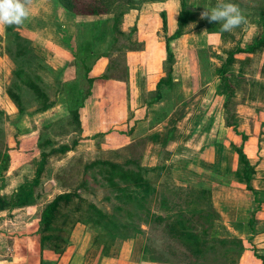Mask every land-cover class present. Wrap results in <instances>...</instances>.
Masks as SVG:
<instances>
[{
	"label": "rangeland",
	"instance_id": "374dc122",
	"mask_svg": "<svg viewBox=\"0 0 264 264\" xmlns=\"http://www.w3.org/2000/svg\"><path fill=\"white\" fill-rule=\"evenodd\" d=\"M166 1L32 0L28 5L29 16L24 23L0 25V191L5 190L7 184L12 187H8L10 191L23 185V189L33 195L29 209H36L35 213H39L41 208L43 210L56 195L77 192L83 200V210L88 212L83 220L73 227L67 226L66 217L69 218L74 208L66 207L64 203L57 206L54 217L60 227H64L67 242L82 247L98 242L104 245L119 244L124 240V235L134 238L140 234L136 236L138 244H143L159 264H193L192 260L204 264L250 263L253 261L246 258L249 254L245 242L240 253H217L220 246L217 237L234 235L230 228L234 221L227 214L229 210H237L235 202L240 199L231 195V189L226 187L235 185L229 187L239 189L237 186H241L239 190H247L243 181L235 176L239 167L236 146L241 142V137L235 132V126L226 125L222 103H210L207 96L201 97L204 81L216 80L217 77H193L189 74L191 66H204L213 70L217 63L224 64L228 55L226 47L231 45L241 49L237 43L241 42L239 39L245 25L226 32L227 37L223 41L227 42L222 44L223 51L218 54L221 58L217 60L210 59L217 56L211 45L189 48L190 43L184 36L173 41L172 45L170 43L173 83L171 86L165 84L163 91L156 92L158 80L166 77L170 65L166 62L167 35L163 29V17L166 21L170 19L171 27L173 16L181 8V0H169L166 8L172 14L168 13L161 3ZM184 1L192 10L196 9L195 14L198 13L194 16L196 21L188 24L189 30L185 33L191 37H201L195 23L203 20L200 16L204 8L214 7L217 0ZM231 2L239 6L247 23L259 20L257 9L254 8H258L257 1ZM91 9L100 10V14L87 15L86 11ZM92 21L101 23L95 26ZM97 35L104 37L102 41L92 40ZM115 45L122 46L117 51L114 50ZM87 47L91 50V57L86 60L88 65L92 64L90 75L107 71L110 77L98 81V84L106 87H102V91L101 87L97 88L94 94L97 99L87 108L89 114L94 110L90 116L96 123L85 122L88 114L84 112L86 109H81L77 123L68 109L70 103L64 102L66 95L63 89L67 82L76 80L86 91V76L74 58L78 53L85 55ZM106 48H110L113 54L100 56V52ZM164 55L166 58L160 61ZM241 60L242 64L234 61L236 67L252 69L261 59L256 55L252 60L251 56L241 52ZM27 77H34L31 82L33 85L24 82ZM252 85L253 97L262 102L264 92L259 82L255 80ZM158 92L159 99L148 106L149 110L142 122L135 123L130 130L127 129L129 124L119 122V119H124L121 107L127 114L137 103L154 100ZM237 100L241 99L234 98V102ZM115 104L116 109L113 110L112 105ZM236 104H241L235 111L238 117L241 116L240 122L236 124L240 129H236L241 131L245 127L248 131L257 132L259 118L249 113L254 114L258 109L249 108L248 103H234L233 109ZM94 113L98 117H94ZM243 116L251 119L245 123ZM163 118L166 120L164 124L155 126L153 132L147 131L149 126L159 123ZM124 127L128 133L126 137H121L117 131ZM106 129H109L106 133L100 132ZM88 131V135H85ZM189 131L193 132L186 139ZM157 132L167 135L162 148L154 147L151 145L154 141L149 140L152 134H159ZM63 145H68L69 150L63 153L56 151ZM201 145L206 155L203 162L198 158V153L200 155L202 151L197 147ZM261 145L264 150V137ZM157 149H160L159 165L155 170L150 168L147 174L157 191L144 207L134 203V198L127 195L129 191L126 188L118 189L111 184L106 177L104 164L88 166L100 159L136 169L139 162L149 164L155 161ZM250 150L244 141L243 151L253 155L249 153ZM247 157L257 165L254 186L259 191V197H262L264 155ZM165 159L168 163H164ZM37 169L40 174L35 184ZM197 170L200 172L197 173ZM114 180L119 181L117 176ZM216 183L223 185L226 190L221 188L219 193L218 187H214ZM200 187L214 190V193L211 192V201L219 214V219H215L218 232H213L215 228L212 223L207 227V245L211 249L204 258L194 259L180 240L170 235L166 222L170 214L184 212L197 231L202 229V224H209L202 216L204 213L192 211L197 208V204L189 202L195 196L190 189ZM247 191L246 194L252 198L253 193ZM69 198L72 199L70 202L76 201L74 193ZM162 198L166 199L167 205H162ZM203 209H207L206 206ZM154 216L166 219L157 220ZM111 220L116 221L117 226L113 227ZM138 229L141 233H135ZM212 248H217L216 253Z\"/></svg>",
	"mask_w": 264,
	"mask_h": 264
},
{
	"label": "crops",
	"instance_id": "0c3cea01",
	"mask_svg": "<svg viewBox=\"0 0 264 264\" xmlns=\"http://www.w3.org/2000/svg\"><path fill=\"white\" fill-rule=\"evenodd\" d=\"M161 3L164 4L163 8L167 10L166 7L169 4V0ZM170 12L171 11H169L168 13ZM177 16L178 10L173 16L174 18L172 19L171 27L170 19L166 21L167 25L165 32L167 36L171 35L177 28ZM243 28V33H241L239 39L241 40V42L237 43L239 44L238 46L241 49L236 52L238 48H236L235 46L230 45L229 47H226L228 48L226 49V52L228 54L232 51L234 52L232 60L233 64L231 66V77H233L232 83L235 87V94L232 101L234 102V98L237 97L241 100H237L234 103H248L249 108L258 109L255 110L254 114L253 112L249 113L250 115H255V117L257 116L259 118V122H257V132H251V130L248 131L245 127H242L241 131H237L244 133L247 138L246 143L251 148L249 153L253 154L247 155V153H245L247 156L264 155L263 146L261 145L264 137V98L261 99L262 102H260L259 99H255L253 97V94L251 92V88L253 86L252 84H254L255 80L259 82V86L264 92V45L255 48L254 50H247L264 36V27L260 20L255 19V21H250ZM196 31L200 32L201 37H191L188 35V33H183V35H181L180 37L172 39V41L170 42L171 45L173 41H177L179 40V38L182 39V37L184 36L187 37L186 40L190 43L189 48H205L211 45V47L215 49V53L217 56L215 58L211 57L210 59L217 60L216 58H221L218 56V54H221V51H223L222 44L227 42L223 41L224 39H226L227 35H224L223 37L219 32H209L207 31L205 26L196 28ZM199 45L201 46L199 47ZM233 47H235V49H232ZM241 52H243L247 56H251L252 60L256 55H259L261 60L256 65V67L254 65L252 69L236 67V62L234 61L237 60L238 64H242ZM165 58L166 55H164L160 59V61L164 60ZM222 65L223 64L221 63H217V67H215L213 70L211 68L206 69L204 66H191L189 69V74L193 77H199L200 75H211L217 77L216 80H205V84L201 87V97H203V95L207 96L210 103H223L226 98L224 95L217 94V88L220 82L218 73ZM98 75L92 76L96 77ZM161 76L162 74L160 75V77ZM97 87H101L102 91V87L105 88L106 86L97 84ZM96 90L90 97V101L88 103H85V106L81 108L86 109V111H84L85 114L88 111L87 108L90 107L88 105L92 104V102L97 99L95 98L96 96H94ZM240 94L242 96H240ZM240 105L241 104H236L232 111L233 114L231 115V121L235 124H238L240 122L241 116L238 117V113L235 112L236 108ZM112 108L113 110H115L116 104L112 105ZM259 109H262L263 112ZM120 110L121 114L124 116V119H119V122H123L125 123V125L129 124V127L127 129L130 130L135 123H140L143 121L149 108L147 103H137L132 110L127 111V114L126 112L124 113L123 107H121ZM93 111L91 113H93ZM88 114L87 116H85V122L96 123V121H93V118H91L90 114ZM94 117H98V115L95 114ZM242 118L245 123L248 121V119H251V117L245 119L244 116ZM164 121L166 120H164L163 118L159 123H155L154 125L149 126V130L147 131H152L155 126L164 124ZM236 128L239 127L236 126ZM127 129L126 127L120 128V131H117V133L121 137H126L128 133L126 132ZM108 130H101L100 132L106 133ZM166 130L167 128L164 130V132ZM190 132L192 133L193 131L187 132L189 135L186 139H188V137L190 136ZM88 133L89 131L84 134L88 135ZM170 135L171 133L169 132L168 136ZM165 137H167L166 133L152 134L149 137V140L154 141L153 143H151V145L153 144L154 147L159 146V148H162L164 146L162 142ZM202 146L203 145L197 147V149L202 151H200V155L198 153V158L203 162V158L206 155H204ZM159 150L160 149H157L156 156L153 155L156 157L155 161L150 162L149 164H143L139 162V165L147 168L157 167L159 165ZM164 163H168V160L165 159ZM251 163L253 162L251 161ZM253 164L255 165L256 169L257 165L255 164V162ZM196 172L199 173L200 171L197 170ZM229 186H227L226 189H231V195L236 198L240 197V199L235 202L237 210H229L230 212H228L227 214L230 217L229 219L234 221L231 222L230 228L234 231L233 236L239 237L243 240V242L247 243L248 249H246V252H248L249 255H246V258L253 261L250 263L244 262V264H262V261L255 257L253 253L254 251H256L258 254L264 255V196L259 197V191H257L256 187L254 186V179L252 180V186L256 189L257 195L254 196L252 194V198L246 194V192H248L247 190H239L241 186H237V188L239 189L230 188ZM8 187L12 189V187L7 184L5 186V190L0 191V264H159L156 261L143 260L142 255L144 245L138 244L139 242L136 238V236L140 234L135 235L134 238H127L128 241L124 239L119 244L104 245L98 242L99 244L94 243L92 245H89L88 247H82L79 246V244L69 243L60 252L50 249L42 243V236L40 231L42 208L39 210V213H35L34 211H36V209L34 210V208L30 207L31 209H29V204L34 198L33 195L28 194L27 189H23L25 188L23 185L20 188L11 191L8 190ZM214 187H218V192L220 193L221 188H223L224 186H219L216 183ZM211 192L214 193L213 188ZM239 194H241V196H239ZM233 196H231V200L233 199ZM235 218H237L238 220H236ZM249 220H253L252 224H249ZM70 237L71 234L69 236V240Z\"/></svg>",
	"mask_w": 264,
	"mask_h": 264
},
{
	"label": "trees",
	"instance_id": "16d2710c",
	"mask_svg": "<svg viewBox=\"0 0 264 264\" xmlns=\"http://www.w3.org/2000/svg\"><path fill=\"white\" fill-rule=\"evenodd\" d=\"M259 3L258 8L254 7L257 9V14L259 16V20L262 23L264 27V0H255ZM106 12V10H104ZM196 9L192 10L191 7L187 6L185 4L184 0H181V8L177 16V28L175 31L166 37V48H167V59L166 62L169 63V68L166 73V77H161L157 84H156V92L157 91H163L162 89H165V84H168V86H171L173 83V77H172V66H171V61L173 59V54L172 51L169 48L170 41L172 39L180 37L183 33L189 30L188 24L192 23L193 20H195V14ZM86 14H100V10L94 9V10H88L86 11ZM164 16V13L162 14ZM98 20V19H95ZM196 21V20H195ZM194 21V22H195ZM255 21V20H254ZM101 23V21H92V24H95V26H98ZM166 19L165 16L163 17V29L166 30ZM82 26V25H81ZM201 26H206L207 30L210 31H216L221 34V36L224 37L226 35V32H221L220 30V24L213 22L209 23L207 19H203L201 21H197L195 23V27H201ZM116 29V28H115ZM118 31V29H116ZM95 38V37H94ZM104 37L102 35L96 37V39L92 40H100L102 41ZM118 39V38H116ZM114 40V42L116 41ZM113 44V43H112ZM264 45V36L254 45L249 47L247 50H254L255 48L261 47ZM122 45H115L114 50L119 49V47ZM86 54L82 55L78 53V56L74 58V61L77 62V65L83 69L84 75L86 76L87 79V87L86 91L81 87L79 81H70L67 82L66 85H64L63 91L65 92V103H70L68 106V109L70 111V114L73 117V120H75L77 123H79V113L81 111V108L85 106V103H88L90 101V97L93 95L96 90L98 81L101 82L104 79H108L110 77L109 73L107 71L103 72V74H100L96 77L91 76L90 72L92 71V64L88 65L86 63L87 59H90L91 57V50L90 47L85 48ZM236 51H239L237 49ZM113 52L111 49H105V51L100 52V56H111ZM233 54L234 52H230L226 59L224 64L221 66V69L219 70V85L217 88V94L219 95H224L226 98L224 102L222 103L221 107L223 110V116L225 117V123L228 126H235V132L241 137V142L239 143L238 146H236V153L238 157V163L239 167L235 171V176L239 181H243L245 184V188L247 190H250L255 196L257 195L256 189L252 186V180L254 179L255 175V165L251 163L245 152L243 151V142L247 140L246 136L242 132H238L236 129V124L232 123L230 121V117L232 114V109H233V104L232 99L235 94V87L232 83V78L231 77V66H232V60H233ZM98 55V56H99ZM94 60V59H93ZM34 77H27L26 81L24 82H32V79ZM37 78V77H36ZM101 80V81H100ZM97 81V82H95ZM31 85H33L31 83ZM33 89L40 94L38 89H36V86H33ZM94 91V92H93ZM159 92L158 94L154 97V100H149L147 102V105L150 106L151 103H154L159 99ZM126 132H128L126 130ZM125 132V133H126ZM77 142V141H76ZM69 150L68 145H63L60 146L59 148L56 149V151H59L61 153L66 152ZM209 154V150H208ZM42 156L44 157L45 154L43 153ZM93 165H98V164H104L105 165V171L107 173V178L111 181V184L118 189L126 188L129 192H127V195L130 197L136 199L134 201L135 204H138L141 207H144L146 205L147 200H151L153 198V195L156 194V188L152 185V183L149 180V177L147 176L148 172L152 169L155 170L157 169L156 167L154 168H147L140 166L139 163L136 164V169H131V168H124L123 165L115 162H111L108 160H94L92 163H89ZM40 174V170L37 169L36 172V177L34 179L35 184L37 183L38 176ZM117 176L118 180L115 182L114 177ZM119 183H123L122 185H119ZM205 187L203 188H191V192L195 194L194 198L190 200L189 202H193L197 204V208L192 211H198L200 210V213H204L202 216L204 217V220L207 221L209 224H202V229L200 231L195 230L188 217L184 214V212H178L173 214H170L169 216L170 219L167 218L166 222V229L173 236L177 237V239L180 240V242L185 246V248L188 251V254L190 257L194 259H199V258H204L208 251H210L211 247L207 245L208 242V226H211V223L213 227L216 229L213 230V232H218L215 223V219H219V214L216 212V210L213 207L212 201H211V190L206 189ZM211 189V188H210ZM71 193H74L76 201L70 202L69 195ZM155 193V194H154ZM69 194V195H68ZM68 195V196H67ZM60 200L62 202H60ZM166 199L162 198L161 201L162 205H167V201H164ZM83 200L81 197L78 195L77 192H63L58 195H56L52 201L46 204L44 209L42 210L41 214V236H42V243L43 245L49 247L50 249L56 250L60 252L65 246L69 244L66 239V234L64 230V227H60L58 224L57 219L54 217V211L56 210L57 206H62L60 205L61 203H64V205L70 206L74 208L72 213L69 215V218L66 217V225L69 227H73L77 222H80L83 220L84 215L87 214V211L83 210V206L81 205ZM201 204V206L199 205ZM206 206L207 209H203V207ZM144 209V208H143ZM169 209V208H168ZM75 214H77L75 217ZM153 216V215H152ZM168 216V217H169ZM64 217V216H61ZM154 219L157 220H165V217L161 216H154ZM69 222V223H68ZM253 220H249V224H252ZM110 223L112 226H117L116 221L111 220ZM220 227H222L221 224H219ZM70 230V229H69ZM136 231V230H135ZM141 230L138 229L135 233H141ZM69 232V231H68ZM67 233V232H66ZM70 236V235H69ZM133 237V236H131ZM129 238V235H124V239ZM217 241L220 244L219 248L217 249V253H220L221 255H226L228 253H240L242 249L244 248L243 246V241L239 237H217ZM216 249L212 248V251L215 252ZM255 250V249H254ZM216 253V252H215ZM254 256L257 257L262 261V264H264V255L258 254L256 251H254ZM143 260L147 261H157L156 258H153L150 256L149 252L146 250V248H143ZM193 264H204V263H199L197 261L192 260Z\"/></svg>",
	"mask_w": 264,
	"mask_h": 264
},
{
	"label": "clouds",
	"instance_id": "9594fccd",
	"mask_svg": "<svg viewBox=\"0 0 264 264\" xmlns=\"http://www.w3.org/2000/svg\"><path fill=\"white\" fill-rule=\"evenodd\" d=\"M32 0H0V25H21L29 16L28 5ZM201 19L220 24L221 32H232L247 24L239 6L231 0H217L214 7L204 8Z\"/></svg>",
	"mask_w": 264,
	"mask_h": 264
}]
</instances>
